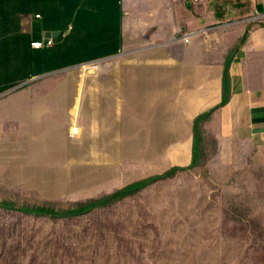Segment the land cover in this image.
I'll use <instances>...</instances> for the list:
<instances>
[{
	"label": "crops",
	"instance_id": "obj_1",
	"mask_svg": "<svg viewBox=\"0 0 264 264\" xmlns=\"http://www.w3.org/2000/svg\"><path fill=\"white\" fill-rule=\"evenodd\" d=\"M228 70L217 137L264 154V0H0V100L37 79L80 74L34 96L35 144L174 151V136L193 141L196 112L220 102ZM75 120L80 132L69 137Z\"/></svg>",
	"mask_w": 264,
	"mask_h": 264
},
{
	"label": "rangeland",
	"instance_id": "obj_2",
	"mask_svg": "<svg viewBox=\"0 0 264 264\" xmlns=\"http://www.w3.org/2000/svg\"><path fill=\"white\" fill-rule=\"evenodd\" d=\"M61 74L0 100V200L68 208L191 159L192 142L180 136L171 139L170 152L131 151L136 146L130 142L107 146L126 149L114 151L93 144H35L34 96L46 94L56 80L80 77ZM223 89L219 103L203 106L210 119L200 130L198 167L65 222L0 210V233L9 249L0 247V264H264V154L250 140L217 137L226 107ZM74 123L67 128L69 137L73 127L80 132L82 121ZM55 128L60 134L61 127Z\"/></svg>",
	"mask_w": 264,
	"mask_h": 264
},
{
	"label": "trees",
	"instance_id": "obj_3",
	"mask_svg": "<svg viewBox=\"0 0 264 264\" xmlns=\"http://www.w3.org/2000/svg\"><path fill=\"white\" fill-rule=\"evenodd\" d=\"M229 63V61H228ZM224 104L227 105L230 101V93H231V80L229 75V70L226 72L225 76V84H224ZM209 112L202 111L199 117L196 119L195 126V137L192 141V157L186 163H177L173 166L171 170L166 172L163 175L153 177L150 179H146L143 181H139L136 183H132L130 185L125 186L121 190L114 192L113 194L98 198L88 200L86 202L73 203L70 204L68 208L66 207H56L54 204H42V205H17L14 201L11 200H0V210L20 213L22 215L30 216L33 218L39 219H50L53 222H65L68 220L81 218L87 216L96 211L104 210L112 205L124 201L128 198L135 197L154 185L159 180L173 179L180 172H187L195 169L200 165L201 158V145H202V137H201V126L203 122H206L210 119ZM0 239L4 241L0 247L4 248L5 251H9L8 247L5 245V238L0 233ZM3 251V250H1ZM0 251V252H1ZM0 256V262H1ZM4 264V262L2 263ZM6 264V263H5ZM8 264H11L10 262Z\"/></svg>",
	"mask_w": 264,
	"mask_h": 264
},
{
	"label": "built area",
	"instance_id": "obj_4",
	"mask_svg": "<svg viewBox=\"0 0 264 264\" xmlns=\"http://www.w3.org/2000/svg\"><path fill=\"white\" fill-rule=\"evenodd\" d=\"M199 1V0H197ZM179 38L182 39L183 41L187 42V43H191L192 42V33H180ZM53 45V40L52 39H48L47 41H38L32 44V46L36 49H40L43 47H50ZM75 133H77L78 128H75L73 130ZM73 133V134H75Z\"/></svg>",
	"mask_w": 264,
	"mask_h": 264
},
{
	"label": "bare ground",
	"instance_id": "obj_5",
	"mask_svg": "<svg viewBox=\"0 0 264 264\" xmlns=\"http://www.w3.org/2000/svg\"><path fill=\"white\" fill-rule=\"evenodd\" d=\"M75 129V127L72 129V131ZM78 131H79V129H78ZM78 131H77V133H78ZM73 133H75L74 131H73ZM77 133H75V134H77Z\"/></svg>",
	"mask_w": 264,
	"mask_h": 264
}]
</instances>
